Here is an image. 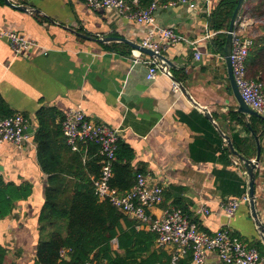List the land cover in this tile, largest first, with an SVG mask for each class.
I'll return each instance as SVG.
<instances>
[{"label":"crops","instance_id":"crops-1","mask_svg":"<svg viewBox=\"0 0 264 264\" xmlns=\"http://www.w3.org/2000/svg\"><path fill=\"white\" fill-rule=\"evenodd\" d=\"M9 1L29 11L0 0V30L18 32L35 45L17 55L0 39V117L20 113L32 128L24 146L5 143L0 148V179L29 191L0 219V245L7 252L4 264H36L39 243L55 230L42 231L40 222L49 171L67 169L72 172L70 180L78 175L96 178L92 161L100 158L101 167L100 148L79 144L73 150L58 130L66 112L78 105L95 123L118 128L121 143L132 150L135 170L149 173L164 187L165 202L151 209L152 217L160 218L165 209L176 208L209 234L227 229L250 246L262 242L248 201L232 217L223 208L229 200L248 198L245 169L215 125L174 85L180 82L194 101L207 108L248 159L256 157L259 136L262 157L255 188L264 224V119L238 112L225 52L214 46L218 34L228 32L211 27L212 15L225 0H196L187 5L160 1L159 27L172 29L184 40L172 43L157 36L161 55L170 64L163 62V70L153 80L147 79L148 66L134 64L132 59L135 46L148 34V25L114 11L93 9L87 1ZM141 53L143 59H151ZM41 111L46 112L50 145L42 154L44 164L35 141ZM253 118L258 120L253 123ZM203 208L210 214L203 213ZM137 230L152 232L146 226ZM112 246L117 249L116 243ZM153 250L167 256L175 253L174 247L159 249L157 244ZM203 261L223 264L215 252H206ZM258 264H264V255Z\"/></svg>","mask_w":264,"mask_h":264},{"label":"built area","instance_id":"built-area-1","mask_svg":"<svg viewBox=\"0 0 264 264\" xmlns=\"http://www.w3.org/2000/svg\"><path fill=\"white\" fill-rule=\"evenodd\" d=\"M161 0H153L147 6L142 7L140 0H87V5L93 9L114 11L119 16L128 17L139 24L148 25L150 28L146 38L140 46L161 55L162 45L157 36L162 40L178 43L184 38L170 28L159 27L156 20V12ZM196 0H171L170 4H183ZM263 23L253 17L239 13L234 31L232 32L231 63L236 84L245 103L264 118V93L261 80L248 78L246 61L254 45L255 27ZM227 33V32H226ZM0 39L6 40L15 54L20 55L29 50L35 44L22 34L0 30ZM200 53L196 57L200 58ZM134 64H146L148 66L147 79L153 80L160 70H163V60L158 57L143 59L140 50L132 51ZM175 88L180 89L175 82ZM62 131L67 144L77 150L79 144H94L100 148L101 169L98 177L94 178L93 186L95 194L102 201H108L125 215L135 219L136 228L146 226L157 235L156 244L159 249L174 247L171 264H178L180 259L189 251L193 253V262L202 264L206 252H215L223 264H258L261 260L257 248L243 242L229 230H219L209 234L200 230L199 226L191 222L189 218L176 208H167L160 218H154L150 214L151 209L165 202V190L157 180L149 173L140 172L137 175L135 185L131 190L121 193L111 185L114 177V163L117 160L118 142L121 131L104 123H95L91 120L82 105L69 109L62 121ZM28 120L20 113L0 117V148L5 143H11L22 147L28 141ZM248 198L233 199L223 204L227 216L232 217L238 211L240 205L247 202ZM202 212L210 214V210L203 208ZM70 250L62 249L61 258ZM85 264H93L86 262Z\"/></svg>","mask_w":264,"mask_h":264},{"label":"trees","instance_id":"trees-1","mask_svg":"<svg viewBox=\"0 0 264 264\" xmlns=\"http://www.w3.org/2000/svg\"><path fill=\"white\" fill-rule=\"evenodd\" d=\"M152 2L153 0H140L142 7H147ZM237 4L238 0H225L219 6L212 15L211 27L215 31H228ZM240 13L264 23V0H246ZM256 30L259 32L258 35ZM255 33L254 45L246 61L247 76L252 79L258 78L264 85V24H258L255 27ZM226 38L227 34L221 33L215 40V49L220 53H224ZM45 114V111L38 114L41 129L35 137L43 164L46 157L42 154L47 153L50 147L47 143L49 130L47 129L48 121L44 118ZM257 120L253 118V123ZM58 130L64 137L62 126ZM116 156L111 185L123 194L135 185L137 175L141 171L135 170L132 165V150L121 141L118 142ZM247 156L249 157V154ZM99 160L100 158H96L92 161L95 169V171L92 169V172L96 177L99 176L101 169L98 165ZM49 173H51L50 186L47 189V201L42 210L40 222L42 231H47L51 227L55 230L47 239L39 243L36 264H84L86 262L171 264L172 256L162 252L158 254L156 250H153L157 235L154 232L137 230L138 222L135 219L125 215L110 202L100 200L95 194L93 180L87 178L82 180L79 175L76 180L73 178L70 180L69 175L72 172L67 169L58 168ZM23 189L26 188H17L13 184L6 185L0 179V219L6 218L12 212L17 200L29 195L28 189L26 191ZM115 243L116 250L112 246ZM251 247L257 248L261 257L264 255V245L261 241L252 244ZM62 249L70 250L65 259H62L60 255ZM6 253V249L0 245V264H4ZM192 261L193 253L189 251L178 264H190Z\"/></svg>","mask_w":264,"mask_h":264},{"label":"water","instance_id":"water-1","mask_svg":"<svg viewBox=\"0 0 264 264\" xmlns=\"http://www.w3.org/2000/svg\"><path fill=\"white\" fill-rule=\"evenodd\" d=\"M5 4L22 12H27L29 11L27 7L21 6V5H15L9 0H4ZM246 0H238V4L236 9L234 10L233 16L231 18L230 26L227 32V38H226V44L224 47V52H225V60H226V65H227V70H228V82L230 85L231 89V94L234 95L237 103H238V112L240 114L246 115V116H251V117H258L262 118L256 111H254L252 108H250L244 101V99L241 96L240 90L236 84L235 77L233 74V68H232V63H231V50H232V32L234 31V26L236 19L241 12V9L244 5ZM128 43V42H127ZM134 47V46H133ZM136 49H139L141 52L144 54L150 56V57H158L160 60H163L165 63L170 64L169 61L163 56L156 54L155 52L149 50V49H144L141 46H135ZM167 61V62H166ZM177 81V80H176ZM180 90L183 92V94L187 97V99L197 108H199L205 115V117L212 122L215 127L219 130L221 136L225 139L226 144L228 148L230 149L231 153L233 156H235L242 164L243 168L245 169V173L247 176L248 180V192H247V197H248V203L250 206V211H251V216L258 228L262 243L264 245V224L260 219L259 213L257 211V204H256V188H255V183H256V176H257V169L259 168L260 162H261V157H262V145L260 142L259 136H256V144H257V154L254 159H248L246 158L243 154L238 152L231 140V138L227 135H225L218 124L215 123L214 117L212 116L211 112L205 108L200 106L192 96L189 94V92L185 89V87L178 82ZM264 119V118H262ZM28 131H32V128H28Z\"/></svg>","mask_w":264,"mask_h":264},{"label":"rangeland","instance_id":"rangeland-1","mask_svg":"<svg viewBox=\"0 0 264 264\" xmlns=\"http://www.w3.org/2000/svg\"><path fill=\"white\" fill-rule=\"evenodd\" d=\"M262 24H264V23H262ZM256 32H257V35H258L259 34L258 30H256Z\"/></svg>","mask_w":264,"mask_h":264}]
</instances>
